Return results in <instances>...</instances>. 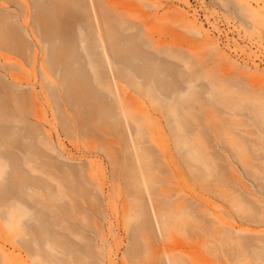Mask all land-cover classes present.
Wrapping results in <instances>:
<instances>
[{"label":"rangeland","instance_id":"rangeland-1","mask_svg":"<svg viewBox=\"0 0 264 264\" xmlns=\"http://www.w3.org/2000/svg\"><path fill=\"white\" fill-rule=\"evenodd\" d=\"M86 2V4H89L90 0ZM103 4L107 5L104 7L109 8L110 11L107 10L112 15L122 16L124 22L129 26L125 24L126 28H131L130 26H132L130 30L123 31L124 36L136 37L138 44L144 51L143 53L148 54V56L151 55L159 60L160 63H164L163 65L170 67V75L162 74L160 75L161 77L158 76V79L160 77V81L162 80L164 85L166 84L165 82H169L173 78L177 83L176 90H181V96L188 97L189 95L196 96L197 94L201 98L198 101L212 106L209 109L200 110L199 106L195 104V108H192L194 119L187 120L189 124L186 128V134L190 139H195L192 141L199 151L196 155L189 157L192 172L187 165L183 166L185 176L181 178L179 177L181 176V172L176 170L177 164H172V161L174 163L175 159L178 161L179 167H181L180 161L177 160L178 156L174 159H171L173 157L169 156L170 151L172 152V156L175 157L176 154L173 149L174 145L170 142L172 139L169 137L167 119L163 118L162 115L159 116L160 114L149 105V101L146 102L148 98H145V87L142 90V86H145V84L144 81H140L143 77L146 78L145 76L138 75V78L141 79L136 81L137 83L140 82L138 83L140 86L136 87L138 88L136 93L128 88L127 85H121L125 89L124 93L127 94L126 96H122L123 94H121L122 100H124L122 110L124 114L119 112V116L122 114L125 121L124 124L126 125H123V121H120V134H123V138L120 135L122 141L118 140V142H115L117 141L116 138H107V142H110V140L115 142V144H109V147V142H105L106 145L103 143V140L106 141V139L95 134H88L91 140L86 139L87 136L85 135L84 139L86 141H81L79 138L82 136H76L77 134L73 136L69 135L72 139H68V136L66 138L65 135H62L61 129L58 130L61 126V120L59 124L58 119H53L50 115L53 110L51 103L44 99H41L44 102L37 101L41 107L40 112L43 113L41 120L36 121L39 123H36L34 119L32 121L29 120L35 124L28 123L27 120L24 126L26 127L30 124L34 127L37 126L36 128L45 134L46 137L52 139L49 140L51 145L56 148V152H59V155H55V148L51 147V149H54H52L54 153L51 152V154L53 153L52 157L53 155L57 156L58 163L60 161L61 163L57 164L55 159L50 163L45 161L46 165L52 164L54 167L56 164L58 168L59 166L61 168L65 165L62 162H70L69 160L72 159L71 162L74 163V168H78L83 162L85 165L82 166L92 169L93 181L88 179L92 184L87 183L89 184V190L90 185H92V189L97 191V201L95 200L91 204L88 201L84 203V200H80L84 203H82L83 206L86 208L88 206V210L81 211L82 207L78 206V201V204H76L77 211H75L76 213L74 212L77 215V219H79V221L77 219L75 221L79 225L83 223L82 229L85 230L88 227L90 230L88 231L87 229L85 231L86 233L88 231L87 235L83 234V231L82 236L84 235L88 239L90 238L89 240H92V245H94L93 250L97 258L87 260L88 263L136 264V257L134 258L135 260H132L133 262L126 257L128 250L134 242L133 238L130 240V233L128 232L130 228L128 226L130 225H126L124 222L122 198L113 193L112 186L114 184L112 182H116V180H113L114 178L111 179L110 171H112L111 168L113 167L112 165L108 166L111 163L107 157V151L111 149L120 150L121 152L124 146L130 147L129 140L134 129L130 125L131 123L127 126L130 120L126 119V114L128 115L129 112L131 113V110L135 111L136 109V117L138 119V121L136 119V127L142 126L140 129L136 128V133L138 134L139 132L141 136L143 135L142 137L139 134L136 135V137L139 136L136 138V147L138 146V149L148 147L147 149H149L151 143L153 150H147L146 152V149H143V151L140 149L139 152L136 148V154L141 153V155H136V162L139 161L138 163H140L136 165V168L141 169L142 167L141 171L139 169L137 171L136 169V174L139 173L137 177H140L143 173V175L148 177L147 182L151 185L147 186L150 193L141 189V185H139L141 191L136 198V202L149 204L150 198L152 200L154 198L157 200L158 198L160 202H163L166 200L164 193L170 194L169 192H172L171 196L175 194L173 196L175 197L178 194L179 197L184 198L199 212V215H193L191 219L171 218L169 221L167 220L169 224L171 222V225L166 222L169 232L163 226V230L159 235L154 225L153 233L146 232L149 235L148 237L144 236L146 233L141 234L143 238L140 235V238H142L140 239V243L143 244V251L139 256L140 264H158L156 261L159 259V264H166L165 259H170L169 261H172L171 264L175 261L174 264L181 263L180 260L190 264V259L197 260V264H239L224 257L223 250L221 249L227 246L228 241L223 240V243L220 242L222 240L220 238L223 237L221 233L230 231L234 242L238 238L235 232L239 228L244 230L245 233L242 235L245 238L247 236H249L247 238H250V235L255 240L264 237V0H104ZM158 51L163 52V54ZM3 54L11 58L12 62L23 63L18 56L14 57L10 53ZM22 65H24L26 72L15 70L16 72L14 73L26 76L28 81L31 80V67L25 64ZM1 71L0 77H3L4 73L2 74ZM144 78L143 80L147 82L148 80L146 81V79L148 78ZM112 79L110 83H114ZM36 91L38 92L39 89L37 88ZM165 91L162 92L161 89V92L166 94ZM161 92L158 95V97L161 95L160 99L165 96ZM167 93L169 95L166 94L165 99L172 97L169 91ZM104 94L105 96L109 95V98L107 97L109 102L110 98H113L111 99L112 102L115 99V94H113V97L108 92ZM177 94L179 95V93ZM128 95L133 97L136 102L131 101V97H128ZM125 98L131 102H125ZM217 99L223 101L219 102ZM198 101L195 99L196 103ZM130 106H132L131 109ZM30 109L32 110V106ZM12 124L15 126L18 124L16 127L19 126V123ZM14 125L13 127L11 124L9 126L14 128ZM122 125L125 127L123 128ZM24 126L22 127L24 128ZM19 128L14 130H18ZM141 128H143L144 133L141 131ZM127 132H129V135H127ZM127 136L130 137L127 138ZM96 137L98 140H100L99 138H103V142L99 143L96 141ZM76 138L79 140H76ZM139 138L142 141L143 139L146 141L148 138L150 143L146 141L145 143L148 144L144 145V141L140 142ZM127 139L129 140L127 141ZM168 139H170V144H168ZM120 143L125 145L122 146ZM100 144L103 147L105 145L104 151L101 148L102 146L100 147ZM167 145L170 146L167 147ZM95 148H100L98 149L100 150V154ZM106 148L110 149L107 150ZM41 149L44 152L49 151L45 147L43 148V146ZM166 150L169 151V154ZM118 151L111 150V152H116V154L119 153ZM152 152H154V155ZM15 153L17 158L19 157L18 159H23L22 154L14 152V155ZM48 153L50 154V151ZM101 153H105L106 155H101ZM144 153L145 155H142ZM148 153L154 158L157 157L156 161L152 159L151 168L155 169L154 171L151 169L153 172L152 176L147 175L142 166L147 155H149ZM165 153L168 155V158H165ZM60 156L65 157V159ZM66 158L70 159L66 161ZM61 159L64 160L62 161ZM120 161L125 162L124 159L122 160V157H120ZM88 163L89 165H87ZM161 165L162 168L165 167L162 170ZM69 166H72V164ZM156 166L157 168H155ZM115 167L117 168V166ZM47 169L50 171L48 173L50 175L52 168L50 167L49 170V167H47ZM47 169L44 167L42 173L40 175L35 174V176H40L42 180H48L49 178V181H46V183L50 184L52 182L51 184L55 187L56 181L53 176L47 175L49 177H45V173L48 172ZM63 169H66V167H63ZM179 169L182 170L181 168ZM117 170H121L120 166ZM54 172L57 173L55 175L60 174L58 173L59 171H53V174ZM117 173L119 175V172ZM196 174L198 175L197 178ZM201 175H203L204 179ZM166 177H168L167 182ZM198 177L201 178L198 179ZM55 179L58 181V178ZM152 179L153 181H151ZM156 181L160 183H156ZM0 182H3L2 179H0ZM118 182L119 184H116ZM120 182L117 181L115 186L120 185ZM51 184L50 186H52ZM122 184L124 185L123 182ZM160 185H163L162 188ZM151 188L156 189V191H152ZM154 193L163 198L161 200L159 197L156 198V195H153ZM147 194H151V197ZM154 202L155 204L160 203L155 200ZM65 203L68 202L65 201ZM65 207L68 208L67 205ZM90 207H93V209H90ZM89 211L92 214L95 213L94 215H89L91 221L89 223L86 221L82 222L80 219L82 216L79 213L86 214L85 212H87L89 214ZM192 220L195 222L192 223ZM1 224L2 219L0 217V226ZM138 224L139 221L137 219L136 221L132 220L131 226L133 225L136 228ZM84 225L87 227L85 228ZM211 229L216 231L217 240L213 239L214 236L212 237ZM180 232H183V234ZM246 232L248 233L246 234ZM27 238L25 237L24 239ZM21 240L22 237L8 240L0 228V264H31L27 256L24 253H20L17 249V243ZM75 241L77 239H74ZM234 242H230L231 245L228 243L229 245L225 248L233 249L237 245ZM81 243L84 242L75 244L80 245ZM161 249H163L162 252L159 251ZM182 258L185 259L183 260Z\"/></svg>","mask_w":264,"mask_h":264},{"label":"bare ground","instance_id":"bare-ground-1","mask_svg":"<svg viewBox=\"0 0 264 264\" xmlns=\"http://www.w3.org/2000/svg\"><path fill=\"white\" fill-rule=\"evenodd\" d=\"M86 1L0 0V71L3 70L1 72L2 74L4 73L3 77H0V179L3 181L2 183L0 182V217L2 219L0 228L8 240L22 237V240L17 243L18 248L17 246L15 248L20 253H24L31 261V264H95L88 263L87 260L97 258L93 250L94 245H92V240H89L90 238L88 239L84 235L82 236L83 231V234L87 235L90 230L87 226V228L85 227V223L84 227L86 229H82L83 223L80 224L81 227L77 222L79 219H77V215L75 214L78 201V206L82 207L81 211L88 210V203L85 204L87 206L86 208L82 205L83 202L86 203L88 201L93 204L95 200L97 201V191L92 189V185H90V190L88 188V183H91L90 180L93 181L92 169H88L87 166H82L85 164L83 162L80 164V161H78L80 162L79 167L76 164L78 168H74V163L71 162L72 159L69 160L70 158H66V161L69 160L70 162H62L65 165L63 164L64 166L61 168L59 166L61 171L59 170L55 162L60 164V158V162L58 163L57 156L53 155L55 157L54 159L52 157L54 149L52 148V150L51 147L54 146L49 141L52 139L46 137L45 134L36 128L37 126H32V124H35L34 122H30L33 119L35 122L39 121L43 116V113L40 112L41 107L37 101L44 102L42 101L44 99L51 103L53 110L50 115L53 119H58V123L61 120V124L59 123L61 126L58 130L61 129L62 135H65L66 138L69 137L68 139H72L69 135L73 136L77 134L76 136L83 137V139H81L82 137L79 138L81 141H86L87 138L91 140L88 134H95L106 139L103 142V138H99L100 140L97 137L95 138L99 143L103 142L106 145L107 138H116L117 141L115 142H118V140L122 141L120 135L123 138V134H120V121H123V125L126 124H124L125 121L122 114L119 116V112L123 113L124 100H122L121 94H123L122 96H126L127 93H124L125 89L121 85H127L128 88L136 93L138 91L136 87L140 86L138 84L140 82L137 83L136 81L141 79L138 78V75L145 76L148 79L143 78L148 81L145 82L143 78L140 81H144L145 84V86H142V90L145 87V98H148L146 102L149 101L150 104H148L151 105L154 111L160 114L159 116L162 115L163 118L167 119L170 133L169 137L172 139L170 142L174 145L173 149L176 155L174 157L171 151L170 154L169 151L166 150V152L169 156L173 157L171 159L178 156L177 160L180 161L179 164H181V167H179L180 165H178V161L175 159L174 163L172 161V164H177L178 167L175 165L174 167L181 172V176H179L181 178L185 176L183 166L187 165L191 170L189 157L196 155L199 151L197 150L198 147L192 141L195 139H190L186 134V128L189 124L187 120L194 119L192 108H195V104L199 106L198 108L200 110L209 109L212 106L198 101L201 98L197 94L196 96H181V90H176L177 83L172 77V80L165 82L166 84L164 85L162 80L160 81V75H170V67L163 65L164 63H160L159 60L151 55L148 56V54L143 53L144 51L138 44L136 37L124 36L123 31L130 30L132 26H130L131 28H126L128 25L124 22L122 16H120V19V17L112 15L109 12V8H105L107 5L103 4L104 0H90L91 4L88 2L90 5L86 4ZM125 24L127 25L126 27L124 26ZM158 52L163 54L161 51ZM2 53H10L14 57L18 56L23 63L15 62L14 59H12L14 61L12 62L11 58L4 56V54L2 55ZM22 64L31 67L32 72L29 71L32 74H30L32 82L31 80L28 81L26 76H20L14 73L19 70H26ZM158 76H160L159 79ZM7 79L9 82L6 81ZM111 79L114 83H110ZM37 88L39 89L38 92L36 91ZM161 89L162 92L166 90V94L169 91L172 97L165 99L164 97L167 95L162 93ZM105 92L112 94V97L115 94L113 102L111 100L113 98H110V102L108 101L109 99L107 100L109 95L107 94L105 96ZM140 92L142 91L140 90ZM160 92L165 95L161 98L162 100L160 99L161 95L158 97ZM126 99L125 102L130 101ZM195 99H197V103ZM217 100L219 102L223 101L221 99ZM131 101L136 102L133 97H131ZM31 106L32 110L30 109ZM33 111L36 112L32 114L31 112ZM126 119L130 120L127 126L131 123L130 125L134 129L131 137L129 136L131 139H127V141H130V147L127 148V145L124 148L122 147L121 152L120 150L111 149L118 151V154L111 152V150L107 151L110 148H106L107 150L105 151H107V157L111 163L108 166L110 167L112 165L113 167L111 168L112 171H110L111 179L114 178L113 180H116V182L121 181L120 185L122 182L124 183L122 186H115L116 182L113 181L112 184L114 186H112V189L113 193L122 198L124 222L126 225H130L128 226L130 227L128 232L130 233V240L133 238L134 242L128 250L126 257L130 261L135 260L134 258L136 257V264H140L139 256L143 251V244L140 243V239L143 238L141 234L146 232L153 233L152 230H154L155 225L157 233L160 235L163 226L166 230L168 228L166 226L168 223L167 220L169 221L171 218L191 219L193 215H199V212L192 204L188 203L181 196L179 197L178 194L175 197H173L175 194L171 196L170 194L172 192H169L170 194L164 193L166 200L163 202H160L157 198L159 195L157 196V193H154L153 195H156L157 198V200L155 198L154 200L160 202L157 204L151 198L149 204L144 203V205L143 203L136 202V198L141 191L139 185H141V189L150 193L147 187L149 185L147 182L148 177L143 175V173L140 177H137L139 173L136 174V165L140 164L138 163L139 161L136 162V148L139 152L140 149L142 151L146 149L147 152V150H152V144L148 141L149 137L147 136L146 141L150 143L149 147L151 149H147L148 147L138 149V146L136 147V138L141 136L137 131L139 136L136 137L138 135L136 133V109L135 111L131 110V113L129 112L128 115L126 114ZM27 120L28 123L32 124L25 127L24 125H26L25 122ZM12 123H19L22 129L19 126L16 127L18 124L15 126ZM10 124L12 127L14 125V128L9 126ZM21 124H23L22 126L24 128ZM131 126L130 128H132ZM15 127L20 130H14L16 129ZM140 127L138 128L140 129ZM142 129L141 131L144 133ZM127 133L129 135V132ZM85 137L86 139H84ZM129 137L127 136V138ZM170 139H168V144H170ZM143 141L144 143L146 142L144 139ZM115 142L110 140L108 147L109 144H115ZM94 143L98 144L97 142ZM102 144H100V147L102 146L101 148L104 151L105 145L103 147ZM147 144L145 143L144 145ZM42 146L49 150L50 154L48 153L49 151L44 152L41 149ZM112 146L110 147L112 148ZM95 149L98 150L100 148ZM54 151L56 153L55 155H59V152H56V148ZM14 152L22 154L23 159H18L19 157L17 158ZM51 152L53 153L51 154ZM99 152L100 150H98ZM152 153L154 155V152ZM102 154L106 155L105 153ZM139 154L141 155V153ZM148 154L146 159L143 158L145 160L142 166L147 175L152 176V170H155L151 168L152 162L153 160L156 161L157 157L154 158L150 153ZM142 155H145V153ZM107 157L105 158L106 161L108 160ZM120 157L125 162H121ZM61 158L65 159L63 156ZM165 158H168L167 154ZM55 159L54 164L56 167H53L52 164V166L46 165ZM64 159L61 160L63 161ZM45 161L48 162L45 163ZM68 163H71L73 167L69 166L71 164ZM115 166L117 168L120 166L121 170L118 171ZM44 167L46 169L49 167V170L50 167L52 168L50 175L56 181V184H54L55 187L51 184L52 182H50L52 186L48 182L49 185L46 183V181H49L48 177L50 176L48 169V172L44 171L46 172L45 177L48 180L44 179V181L40 176H35V174L40 175ZM63 167H66V169H63ZM164 168L161 165V170ZM138 169L141 171L142 167ZM53 171H59L60 176L55 175L57 174L56 172L53 174ZM117 172H119V175ZM47 175L49 176L47 177ZM195 176L197 178L198 175L196 174ZM201 176L203 177V175ZM55 178H58V181ZM167 178H165L166 182L168 181ZM200 178L198 177V179ZM50 179L52 181L51 177ZM158 182L156 181V183ZM116 184H119V182ZM160 186L162 188L163 185ZM151 189L152 191H156V189ZM158 190L160 189L158 188ZM148 196L151 197V194ZM80 200L84 201L82 202ZM65 201L68 203H65ZM66 205L68 208L65 207ZM90 209H93V207H90ZM87 212H85L86 214L79 213L82 216L80 218L82 222L86 221L89 223L91 221L89 215L92 213L91 211H89V214ZM73 217L76 218L74 219ZM76 219L77 221H75ZM136 219L139 221V224L135 228V226H131V223L132 220L136 221ZM194 222L192 220V223ZM169 225H171V222ZM87 229L88 231L86 233L85 231ZM182 229L184 228L182 227ZM167 231L169 232V230ZM210 231L212 237L214 236L213 239L217 240L216 231L213 229ZM183 232L180 233L183 234ZM235 233L238 235V238L235 240L237 245L233 249H226L230 242H234L232 233L230 231L221 233L223 237L220 238V240L222 239L220 242L224 240L229 243L225 246L226 248L221 249L223 250L224 257L236 261L239 264H264V237L255 240L250 235V238H247L249 236L245 238L242 235L245 232L240 228ZM140 235L142 238H140ZM144 236L148 237L149 235L146 233ZM25 237L28 238L24 239ZM74 239H77V241L74 242ZM80 242L84 243L77 245ZM221 246L223 247V245ZM162 250L159 251L162 252ZM166 255L168 256V254ZM171 259L173 260V258ZM182 259L184 260L185 258ZM169 260L165 259V263L171 264L172 261L170 262ZM190 260V264H197V260ZM158 261L156 262L159 264L160 261ZM180 262L178 264H187V262L181 260Z\"/></svg>","mask_w":264,"mask_h":264}]
</instances>
